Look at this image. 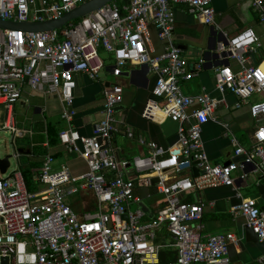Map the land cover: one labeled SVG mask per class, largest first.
Listing matches in <instances>:
<instances>
[{
    "label": "built area",
    "instance_id": "obj_1",
    "mask_svg": "<svg viewBox=\"0 0 264 264\" xmlns=\"http://www.w3.org/2000/svg\"><path fill=\"white\" fill-rule=\"evenodd\" d=\"M88 1L0 0V20L44 23ZM246 1L264 25V0ZM178 3L188 5L190 14L222 35L215 51L218 57L241 67L238 72L230 65L215 67L217 91L232 93L238 106L264 93V69L248 64L249 55L260 49L259 38L251 28L228 37L217 24L211 0H125L50 32L0 29V107L7 112L0 130L20 136L12 110L26 86L34 93L57 97L64 106L63 118L70 124L74 112L67 106L74 100L75 77L85 74L98 80L106 67L101 51L112 55L110 72L115 78L123 76L128 64L146 65L156 76V84L143 118L178 125L177 141L167 149L127 129L125 135L150 149V154L122 159L111 144L118 131L117 108L123 103L124 89L120 84L106 86L104 119L93 135L81 137L71 128L59 135L61 143L85 161L84 173L55 172L54 159L48 156L39 176L43 189L38 192L28 190L20 171L0 178V264H162L163 251L170 248L177 254L172 264H230V247L241 239L233 233L207 234L205 205L184 200L219 187L233 189L240 203L232 207L231 215L242 217L246 228L264 243V210L256 199L243 198L234 177L240 171L246 178L252 167L264 179V101L251 105L250 113L259 123L251 150L233 139L235 157L244 159L224 166L212 164L202 132L207 123L219 122L215 114L222 100L208 94L186 95L181 89V81L199 75L206 63L202 60L189 71L181 57L171 7ZM151 24L166 45L161 55L154 56L149 48ZM154 181L164 205L155 219L144 222L145 214L132 209L139 202L135 189L150 187ZM80 191L95 195L96 213L80 216L69 206L67 195ZM161 231L173 243H157ZM260 262L264 264V256Z\"/></svg>",
    "mask_w": 264,
    "mask_h": 264
},
{
    "label": "crops",
    "instance_id": "obj_2",
    "mask_svg": "<svg viewBox=\"0 0 264 264\" xmlns=\"http://www.w3.org/2000/svg\"><path fill=\"white\" fill-rule=\"evenodd\" d=\"M125 1V0H124ZM216 12V21L221 31L228 37H234L245 29L251 28L260 41L257 53L249 55L248 64L261 66L264 69V25L259 22L255 10L246 0H211ZM124 3V2H123ZM175 14V44L181 49V57L187 62L188 70L205 60L203 71L190 81H181L180 86L184 94L195 96L208 94L222 100L216 110L215 117L219 121L209 122L203 127L202 139L205 150L212 164L224 166L227 163L241 161L244 157H235L236 147L233 139L251 150L253 136L259 123L250 113L251 105L264 101V93L254 94L245 105H239V100L232 93L222 95L216 89L214 77L215 67L230 65L238 72L240 65L234 61H224L216 56L217 44L221 42L222 35L216 30H211L202 21L189 12L188 5L184 3L171 5ZM153 55H161L166 45L159 38L154 25H150V45ZM105 68L100 73L98 80H91L85 74L75 77L77 88L74 100L68 109L74 112L70 124L63 118L64 106L57 97L34 93L29 87H24L23 97L13 107V117L20 136L14 139L27 140V144L20 148L23 153L18 156V169L2 175L4 178L15 171L26 169L31 165L43 168L45 159L51 156L53 171L68 169L72 174H82L87 170L85 161L77 153L71 152L60 141L62 131L71 128L81 137H91L94 128L104 119L103 89L106 86L120 84L124 89L123 103L117 108L118 131L114 134L112 146L116 148L122 159L132 160L137 156H147L150 149L140 146L136 139L125 135L127 129H132L136 137L141 136L146 141H153L160 147L167 149L177 141L178 125L167 120L155 123L143 118L142 114L156 84V76L149 71L146 65L128 64L124 68L123 76L115 78L111 72L114 63L112 55L101 51ZM7 112L0 107V127L5 123ZM20 119V120H19ZM160 119V116H156ZM228 125V129L223 126ZM50 135V136H49ZM54 136L55 144H50V137ZM11 167V166H10ZM1 173V172H0ZM248 176L243 178L240 171L234 174L238 188L243 198L256 199L264 210V179L251 167ZM4 176V177H3ZM128 176V173H127ZM136 188L135 195L138 203L132 205L133 210H141L144 222H151L156 218L159 209L164 205L162 196L155 186ZM43 188V187H42ZM67 203L80 216L96 213L98 203L91 191H80L67 195ZM189 202H202L205 205L203 222L207 234H235L241 241L232 245L229 250L230 264H262L260 259L264 256V243L248 228L245 220L231 215V209L240 203L233 189L219 187L209 189L198 194L186 196ZM134 207V208H133ZM157 243L170 244L173 238L161 231ZM162 264H172L176 261V251L173 248L163 251Z\"/></svg>",
    "mask_w": 264,
    "mask_h": 264
},
{
    "label": "water",
    "instance_id": "obj_3",
    "mask_svg": "<svg viewBox=\"0 0 264 264\" xmlns=\"http://www.w3.org/2000/svg\"><path fill=\"white\" fill-rule=\"evenodd\" d=\"M117 0H90L79 7L74 8L70 12L66 13L62 18L57 20H51L44 23H15L10 21H2L0 20V29L3 30H22L25 33H34V32H50L53 30L62 29L79 19L92 14L93 12L103 8L104 6L111 4L113 2H116ZM213 33H215V29L211 27ZM218 57L219 55L216 54ZM102 142V141H100ZM106 145L104 148H107ZM23 151L20 149H17L15 152V155H9L5 158L0 159V172L2 175H5L7 173V170L11 166V159L14 157H17V154L21 155ZM227 164H230L227 163ZM7 263V260H5Z\"/></svg>",
    "mask_w": 264,
    "mask_h": 264
},
{
    "label": "rangeland",
    "instance_id": "obj_4",
    "mask_svg": "<svg viewBox=\"0 0 264 264\" xmlns=\"http://www.w3.org/2000/svg\"><path fill=\"white\" fill-rule=\"evenodd\" d=\"M13 137L14 136L11 132L0 130V159L5 158L6 156H9V155L14 156L16 152L15 149L18 148L17 146L22 148L28 142L27 140L14 139ZM17 169H18V159L14 157L11 159V167L8 173L12 172L13 170H17ZM193 173L195 175H198L199 170L197 168H194ZM0 177H2L1 173H0Z\"/></svg>",
    "mask_w": 264,
    "mask_h": 264
},
{
    "label": "trees",
    "instance_id": "obj_5",
    "mask_svg": "<svg viewBox=\"0 0 264 264\" xmlns=\"http://www.w3.org/2000/svg\"><path fill=\"white\" fill-rule=\"evenodd\" d=\"M119 4H123L124 0H117L116 1ZM50 136V135H49ZM56 137L51 136L50 137V144H55V139ZM38 165H31L30 167H27L26 169H22V174L24 176L27 188L31 192H38L42 190V185L39 182V176L41 174L42 168L39 170ZM186 202H189L185 200ZM163 254H162V259H163Z\"/></svg>",
    "mask_w": 264,
    "mask_h": 264
}]
</instances>
